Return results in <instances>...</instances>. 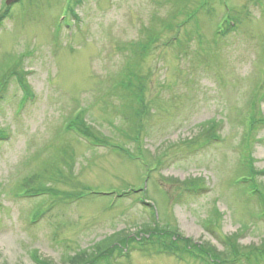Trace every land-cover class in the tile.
I'll use <instances>...</instances> for the list:
<instances>
[{
	"label": "rangeland",
	"instance_id": "rangeland-1",
	"mask_svg": "<svg viewBox=\"0 0 264 264\" xmlns=\"http://www.w3.org/2000/svg\"><path fill=\"white\" fill-rule=\"evenodd\" d=\"M202 2L0 0V264H264V0Z\"/></svg>",
	"mask_w": 264,
	"mask_h": 264
},
{
	"label": "trees",
	"instance_id": "trees-1",
	"mask_svg": "<svg viewBox=\"0 0 264 264\" xmlns=\"http://www.w3.org/2000/svg\"><path fill=\"white\" fill-rule=\"evenodd\" d=\"M228 10H229V13H225V16L223 18V23L225 25L227 24L228 29H232L235 27V24H237V18L234 15H232V13L230 14V11H231L230 7H228ZM229 21H231V22L229 23ZM133 60L127 61L126 70L122 72V77H120V79H119V84H121V85L125 84V86L128 88L133 87L132 81H134V80L136 81V79L138 77L137 72L133 70V68H136V66L131 64L133 62ZM129 61L131 63H128ZM135 62H136V59H135ZM135 62H133V63H135ZM127 64H130V66H132V69L130 68V66H127ZM9 75H13V74H9ZM22 79L23 78L19 76L18 77V83L21 86L25 87L26 94H28L29 93V87L28 88L26 87V84L23 82ZM124 79L126 81H124ZM142 89H143V87H139L138 88L139 91L135 95L136 100H138L140 102H142V100H143L142 99ZM79 114H81V113H79ZM79 114H77L75 117L68 119L66 121L65 131H71L77 135L79 134V135H81L87 139H90L94 143L107 142L108 139L99 140L97 135H96L97 133L94 132L89 126H87L84 123L83 118L81 117V115L79 116ZM245 117L249 121V125L253 126L256 124H264V115L259 113L258 116H256L255 113L253 112V110H251V108L245 114ZM207 123H210V122H207ZM212 125H213V123H212ZM212 125H211V127H212ZM4 136H5V134L0 130V137H4ZM250 141H251V139L249 140V134H246L241 138L240 143L238 144V150L241 151L240 170H241L242 174H240V177L238 180H236V182H245L243 184L245 185L246 193L247 194L251 193L249 197L254 196L259 201V203L261 204V207H262L261 214L264 216V194H263L264 188H260L259 185L257 184L256 180H255L257 175H259L260 173H264V170L256 169V167L253 164L252 153H251V148H250ZM215 213H216V210H215ZM159 235H160V237H158V238L161 240H164V239H162L163 238L162 236H164V235H162L161 233L152 234V236H159ZM165 238H167V237H165ZM171 243L173 245V248L175 250H178L179 246L174 244L173 240L171 241ZM235 243H237V242L235 241L234 235H233V236H229L228 240L226 242L225 241L223 242V244H224L223 249L224 250L218 251L216 255H214V254L212 255V252H210V253L203 252L200 249H199L200 251L196 250V251H194V253H195V255L202 257L203 260H207L210 263L217 264V263H215L216 259H220L218 257L221 256L223 253H225V250H226V253H229L230 255H232L234 261H236L239 258V255L237 252L238 250L236 251L237 247H236ZM81 255H82V253L77 254L76 256H74L73 258H70V259L72 261H74L76 259V261H77V259L79 257H81Z\"/></svg>",
	"mask_w": 264,
	"mask_h": 264
},
{
	"label": "water",
	"instance_id": "water-1",
	"mask_svg": "<svg viewBox=\"0 0 264 264\" xmlns=\"http://www.w3.org/2000/svg\"><path fill=\"white\" fill-rule=\"evenodd\" d=\"M13 1H15V0H6V3H7V4H10V3L13 2Z\"/></svg>",
	"mask_w": 264,
	"mask_h": 264
}]
</instances>
